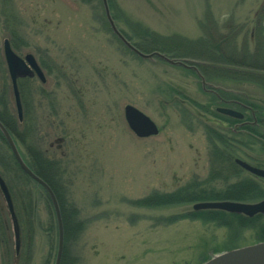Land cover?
<instances>
[{"label": "rangeland", "instance_id": "obj_1", "mask_svg": "<svg viewBox=\"0 0 264 264\" xmlns=\"http://www.w3.org/2000/svg\"><path fill=\"white\" fill-rule=\"evenodd\" d=\"M107 2L121 19L115 23L117 28L135 43L152 41L140 32L145 27L170 47L169 53L182 57L159 53L185 60L190 67L202 58L214 59L219 72H230L236 70V62L250 65V58L245 61L243 56L264 48V0ZM10 32L20 37L17 54H33L45 74V83L35 80L47 95L30 87L27 117L36 129L38 146L61 163L70 200L85 222L80 240L70 246L76 264H202L214 254L258 243L250 227L231 231L190 217L170 221L181 214L202 212L194 211L192 204L152 209L136 202L154 192L169 193L205 181L212 151L207 127L229 125L207 107L216 110L232 100L241 105L233 108L251 120L256 110L248 103L264 109L263 87L233 82L223 73L227 78L202 75L212 85L203 87L193 68L159 57L142 59L113 33L102 0H0L4 65V40ZM6 76L7 98L16 113L8 69ZM5 85L1 82L0 88ZM219 91L236 100L223 99ZM126 105L149 116L159 134L138 138L125 119ZM259 117L264 118V113ZM261 132L264 135V128ZM256 139L255 145L237 149L264 161L260 145L264 140ZM244 158L240 157L249 162ZM211 186L222 189L224 184ZM33 193L38 226L31 264L49 260L54 264L58 238L50 250L46 197L38 186ZM10 233L15 250L12 221Z\"/></svg>", "mask_w": 264, "mask_h": 264}, {"label": "trees", "instance_id": "obj_2", "mask_svg": "<svg viewBox=\"0 0 264 264\" xmlns=\"http://www.w3.org/2000/svg\"><path fill=\"white\" fill-rule=\"evenodd\" d=\"M83 3H90L92 0H79ZM110 11L113 20L118 24L119 17L114 13V7L110 2ZM105 20V16H104ZM107 23V21H106ZM121 34L131 42L139 51L143 53L161 52L171 58L182 57L169 53V46L161 43L159 38H155L147 28L140 27V32L149 37L150 42L137 44L134 40L124 31ZM19 35L16 32H10L8 38L12 49L18 53L19 48L16 41L19 40ZM245 61L248 58L251 64L236 62L237 68L233 71L219 72L213 63H218L212 59H200L201 63L193 64L197 67L201 75L205 78L210 76H217L223 79L225 74H228L231 81L239 83H252L264 88V48L257 49L252 56H243ZM186 58V57H184ZM218 61V60H217ZM3 59L0 58V73L2 79L0 83L7 84V69H3ZM246 66H245V65ZM6 66V64L4 65ZM216 68H215V67ZM211 69V70H210ZM216 69L215 72L212 70ZM209 72V73H208ZM224 75H223V74ZM226 76V75H225ZM208 79V78H207ZM31 84V86H28ZM35 84V85H32ZM38 81L35 79H20L18 81V88L20 92L21 102L23 106V120L20 121L17 111L13 112L9 105V90L7 85L0 88V122L5 126L8 132L15 140L20 153L28 165V167L44 182H46L54 192L61 211L64 227V250L61 264H76L77 259L71 254L70 246L78 242L85 231V222L80 217V211L70 200L69 187L64 182V171L59 161L51 158L44 152L36 143V129L34 125L28 121V111L30 108V91L34 90L37 94L46 96L47 92L44 86L37 85ZM31 87V90H30ZM29 89V90H28ZM223 99H235L231 95L219 91ZM220 98V97H219ZM218 97L213 100H218ZM236 100V99H235ZM239 101V100H238ZM248 103V102H246ZM250 109H254L255 116L260 124L259 127H245L244 130L248 131L251 135H235L229 134L222 129L207 127V133L212 151L210 152V174L209 177L203 182H195L182 186L176 191L169 193L154 192L150 196L136 202L141 207H150L154 209L194 205L200 202L211 201H234V202H247L260 201L264 199V186L254 177L248 175L244 170L239 168L233 161L234 158H244L252 164H264V161L254 159L238 151L237 146L247 147L253 146L258 141L255 137L264 138V118H260L264 109L262 107L249 104ZM212 105L208 106L206 111L216 118L221 117ZM228 122V119L223 118ZM262 150H264V141L260 143ZM240 152V153H238ZM264 154V151H263ZM0 177L5 181L14 206V211L20 226L21 244L19 251L14 250L11 240V215L8 207L5 205V198L0 189V264H31L33 246L37 236L38 226V212L36 208V196L33 193L35 187H39L46 197V208L48 212L46 232L48 239H50V250L57 244L58 227L56 215L53 209L51 200L46 191L34 182L26 173L21 169L16 158L14 157L9 145L0 132ZM234 180V181H233ZM222 182L224 187L222 189L212 188L213 183ZM37 185V186H36ZM205 186L211 187L207 189ZM201 219L204 222H215L220 226H226L231 231H236L238 228L250 227L254 230L257 236V242H264V219L261 215L254 218H248L243 215L230 214L222 211H202L191 212L189 214H181L176 217H171L170 221L175 222L184 218ZM51 261H48V264Z\"/></svg>", "mask_w": 264, "mask_h": 264}, {"label": "water", "instance_id": "obj_3", "mask_svg": "<svg viewBox=\"0 0 264 264\" xmlns=\"http://www.w3.org/2000/svg\"><path fill=\"white\" fill-rule=\"evenodd\" d=\"M102 2L105 8L107 20L111 26L113 33L132 52L137 54L142 59L152 60L154 57H159L160 59H163L172 65L183 66L185 68H193L199 74L197 68L188 66L183 60L170 59L159 52L145 54L139 51L118 30L115 21L111 16L107 0H102ZM3 48H4L5 61L7 64V69L9 72V76L12 83V89L15 97L17 114L19 120L22 121L23 106L18 88V80L37 77L42 83H45L46 82L45 74L33 54H27L25 55V57H20L12 49L8 39L4 40ZM200 77L203 81V87H205L207 83L201 75ZM217 111L223 115L230 116L233 118H237V119L243 118V114L239 111H234L227 108H218ZM124 112H125V119L127 121L129 128L138 138H149L152 136H157L159 134L160 130L157 124L149 116H147L145 113H143L136 107L132 105H126ZM0 132L5 138L7 144L9 145L21 169L26 173L27 176H29V178H31L34 182H36L46 191V193L48 194L51 200L56 215L57 227H58V245H57V253L54 264H61L63 250H64V227H63V220H62L58 200L54 192L50 188V186L46 182H44L40 177H38L25 163L15 140L1 122H0ZM235 163L243 170L251 173L252 175L264 179V169H259L257 167H254L241 159H236ZM0 189L4 195L6 204L8 206L12 218L16 249L17 251H19L21 244L20 226L14 211L13 201L9 189L2 177H0ZM193 210L194 211L216 210L231 214L244 215L249 218H253L257 215H262L264 218V200L254 204L232 202V201L201 202L195 204L193 206ZM202 264H264V242H259L253 245L228 250L219 254H214L211 256L209 260H207Z\"/></svg>", "mask_w": 264, "mask_h": 264}, {"label": "flooded vegetation", "instance_id": "obj_4", "mask_svg": "<svg viewBox=\"0 0 264 264\" xmlns=\"http://www.w3.org/2000/svg\"><path fill=\"white\" fill-rule=\"evenodd\" d=\"M222 106L223 107H217L216 111L218 108H229V109L237 110V109H234L233 107H237V108L241 107V105H239V103H236L235 101H232V100L231 101H224L222 103ZM238 111H240V109ZM220 116L228 119V124H229L228 126H226L225 124H222V125L220 124L221 126L219 125L221 127V129L224 130L225 132H233L234 134L244 133L245 135H251L248 131L243 130V129L245 127H259L260 126L255 115L251 118V120H249L244 113H243L242 119H237V118H233V117H229V116H225V115H220ZM217 122H219V120H217ZM258 139H260V138H258ZM262 139L264 140V138H262ZM262 139H260V140H262ZM233 161L235 163L236 158H234ZM253 166H255L259 169H264V164H253ZM254 178L257 179L264 186V179L256 178V177H254ZM263 200L264 199H262L260 201H256V202H251V204L258 203V202H261Z\"/></svg>", "mask_w": 264, "mask_h": 264}]
</instances>
